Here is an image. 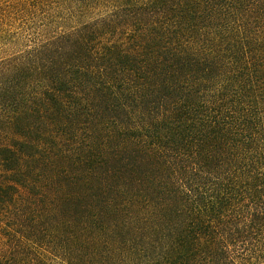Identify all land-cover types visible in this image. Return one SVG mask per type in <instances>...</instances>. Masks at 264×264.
<instances>
[{
  "label": "trees",
  "instance_id": "16d2710c",
  "mask_svg": "<svg viewBox=\"0 0 264 264\" xmlns=\"http://www.w3.org/2000/svg\"><path fill=\"white\" fill-rule=\"evenodd\" d=\"M0 264H264V0H0Z\"/></svg>",
  "mask_w": 264,
  "mask_h": 264
}]
</instances>
